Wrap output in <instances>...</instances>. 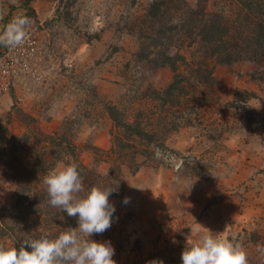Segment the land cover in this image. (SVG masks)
Instances as JSON below:
<instances>
[{"label":"rangeland","instance_id":"rangeland-1","mask_svg":"<svg viewBox=\"0 0 264 264\" xmlns=\"http://www.w3.org/2000/svg\"><path fill=\"white\" fill-rule=\"evenodd\" d=\"M197 2L51 0L48 15L30 12L40 59L36 78L0 92V243L16 241L19 248L23 239L77 227L75 217L50 206L42 183L51 169L74 163V152L89 181L83 180L85 191L123 188L109 197L118 220L91 237L112 243L116 264H181L187 242L206 229L240 243L248 264H264L258 251L264 247V83L250 79L249 62L207 61L213 70L206 85L190 80L178 103L163 104L156 98L174 74L140 58L156 38L163 43L156 53L184 56L189 67L198 63L203 47H187L184 34ZM7 4L0 0L2 20ZM201 6L224 18L232 42L250 29L240 0H203ZM108 107L139 120L153 141L117 148ZM50 138L63 142L55 147ZM156 148L175 166L156 159ZM41 196L43 213L32 215ZM25 214L27 226L18 220Z\"/></svg>","mask_w":264,"mask_h":264},{"label":"clouds","instance_id":"clouds-1","mask_svg":"<svg viewBox=\"0 0 264 264\" xmlns=\"http://www.w3.org/2000/svg\"><path fill=\"white\" fill-rule=\"evenodd\" d=\"M29 23L27 17L14 18L0 33V44L21 45ZM155 157L175 166V159L159 148L155 150ZM42 183L46 186L50 206L75 217L77 227L67 228L55 237L43 234L23 239L19 248L14 246L16 241L0 243V264H116L112 243L91 237L103 234L118 220L116 205L109 200L113 193H118V185L92 186L85 191L79 166L75 163L51 169ZM122 203L127 205L130 198L124 197ZM258 251L264 253V247ZM148 264L164 262L153 259ZM181 264H248V258L240 243L206 229L199 238L187 242L181 253Z\"/></svg>","mask_w":264,"mask_h":264},{"label":"trees","instance_id":"trees-1","mask_svg":"<svg viewBox=\"0 0 264 264\" xmlns=\"http://www.w3.org/2000/svg\"><path fill=\"white\" fill-rule=\"evenodd\" d=\"M241 4L247 12L248 24L250 29L246 33L242 32L239 38L240 42H232L230 39L231 32L228 26L224 24V18L222 16L208 13L202 8L201 3L203 0H198L197 9L191 12V17L187 18V24H185L184 34L187 38V47L192 45H200L203 47L202 57L198 63L195 62L193 66L189 67L184 56L169 55L165 51L156 53V49L163 46L162 42L151 38V52L140 55V58L150 63L154 68H168L173 74L172 83L165 88L162 92L158 93L156 98L161 103L165 104L166 101H173L178 103V98L186 93L187 87L190 84V80H193L196 84L206 85L212 76V67H208L206 62L212 61L215 65L230 66L235 62L246 61L253 65V70L250 72L249 77L252 81L264 83V0H240ZM153 17L158 13V8L153 7L150 12ZM169 28H166L160 32V36H164ZM236 35V34H235ZM159 36V37H160ZM165 48V47H164ZM155 52V55H154ZM157 56L156 59H150L152 56ZM187 68L188 72H180V68ZM247 97H253L254 94L244 93ZM165 98V100H164ZM235 98H241V94H235ZM107 114L116 129L114 140L115 146L119 149L125 150L127 148H135L132 141L137 139L138 141L147 140L153 141V137L147 133L142 127L139 120L133 121L127 120L123 113L113 107L107 108ZM264 124V119L260 122ZM121 133V135H120ZM50 144L55 141L57 144H52L55 147H59L63 141L61 138H50ZM146 141V142H147ZM114 142V141H113ZM67 145V143H65ZM68 146V145H67ZM66 147V146H65ZM67 149V148H66ZM70 158L74 159V163L79 166V171L82 176V181L88 183L86 179L85 168L80 164L76 158L74 152H70ZM17 160V158H14ZM40 175L39 173L37 176ZM123 191V188L118 186V194ZM44 197L41 196L35 202V207L32 209L31 214H42L44 208ZM28 225V214L21 219ZM19 225L14 222V226ZM0 226L5 227L4 219L0 216ZM22 230L18 227L17 232ZM23 233L24 232L23 230Z\"/></svg>","mask_w":264,"mask_h":264},{"label":"built area","instance_id":"built-area-1","mask_svg":"<svg viewBox=\"0 0 264 264\" xmlns=\"http://www.w3.org/2000/svg\"><path fill=\"white\" fill-rule=\"evenodd\" d=\"M36 35V30L29 23L21 45H4L0 50V92H8L18 81L36 78L40 60Z\"/></svg>","mask_w":264,"mask_h":264},{"label":"crops","instance_id":"crops-1","mask_svg":"<svg viewBox=\"0 0 264 264\" xmlns=\"http://www.w3.org/2000/svg\"><path fill=\"white\" fill-rule=\"evenodd\" d=\"M51 6V0H8V4L4 8L6 14L3 20L0 19V27L2 30H5L7 25L16 17L23 16L30 19V12H34L36 15H48L51 12ZM3 46V44H0V50ZM17 83H19V81L15 84Z\"/></svg>","mask_w":264,"mask_h":264}]
</instances>
